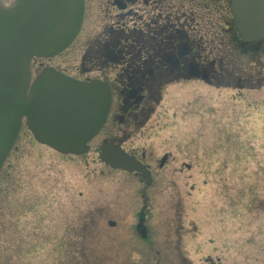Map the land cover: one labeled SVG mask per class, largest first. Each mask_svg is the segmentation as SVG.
Masks as SVG:
<instances>
[{
	"label": "rangeland",
	"instance_id": "374dc122",
	"mask_svg": "<svg viewBox=\"0 0 264 264\" xmlns=\"http://www.w3.org/2000/svg\"><path fill=\"white\" fill-rule=\"evenodd\" d=\"M261 103L264 85L238 90L185 84L162 95L152 125L135 142L153 158L171 155L170 167L157 172L152 187L156 202L147 216L149 250L132 244L135 206H127L140 181L98 158L101 136L83 154H62L36 142L22 124L0 168V264H181L179 251L193 264L185 236L198 222L201 229L229 232L232 264H264V106H254ZM182 134L187 143L195 134L230 139L232 164L238 167L227 176L229 200L217 196L218 182L209 174L199 173V186L192 189L193 172L183 171V202L169 201L176 189L170 170L177 164ZM242 137L259 145L254 154L248 147L246 173L238 160ZM255 154L261 156L262 172ZM184 155L189 158L190 150ZM224 176L215 179L224 184Z\"/></svg>",
	"mask_w": 264,
	"mask_h": 264
},
{
	"label": "flooded vegetation",
	"instance_id": "af4514ba",
	"mask_svg": "<svg viewBox=\"0 0 264 264\" xmlns=\"http://www.w3.org/2000/svg\"><path fill=\"white\" fill-rule=\"evenodd\" d=\"M230 1L83 0L81 24L70 44L50 58L34 56L29 62L31 80L43 68L51 67L74 80H96L107 87L109 110L91 140L101 136L98 148L112 141L149 171L150 181L146 183L140 173L121 170L140 181L128 197L127 206H135L132 244L142 249L152 247V232L147 225L150 205L156 202L152 187L157 172L170 167L171 155L167 151L153 158L135 142L145 137V127L152 125L162 95L185 84L238 90H259L264 85V35L256 39L241 37L233 22ZM256 105L263 107L264 103ZM243 137L238 160L246 173L248 147L254 154L259 145ZM229 140L223 134H195L190 143L183 134L177 137V164L175 170H170L176 174L171 203L180 206L183 202V171L193 172L192 189L199 186V173L209 174L213 182H218L217 196L230 199L227 176L238 166L232 164ZM189 150L187 158L184 153ZM253 157L262 172L261 156ZM221 174L225 175L224 184L219 183L220 178L215 179ZM201 225L193 223V229L186 231L190 233L185 238L191 241L193 264H232L229 232L223 230L220 234L212 228L201 229ZM179 237L183 238L182 234ZM179 253L181 264H190L188 257Z\"/></svg>",
	"mask_w": 264,
	"mask_h": 264
},
{
	"label": "water",
	"instance_id": "95a60500",
	"mask_svg": "<svg viewBox=\"0 0 264 264\" xmlns=\"http://www.w3.org/2000/svg\"><path fill=\"white\" fill-rule=\"evenodd\" d=\"M230 11L241 37L264 35V0H231ZM82 13L83 0L0 2V168L22 123L36 142L72 155L87 152L103 125L110 97L102 82L77 81L51 67L30 79L31 58L63 51L76 36ZM98 149L104 164L150 181L145 166L112 141Z\"/></svg>",
	"mask_w": 264,
	"mask_h": 264
}]
</instances>
